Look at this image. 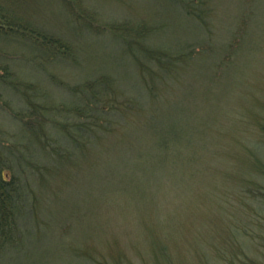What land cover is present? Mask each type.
Instances as JSON below:
<instances>
[{"label":"rangeland","instance_id":"1","mask_svg":"<svg viewBox=\"0 0 264 264\" xmlns=\"http://www.w3.org/2000/svg\"><path fill=\"white\" fill-rule=\"evenodd\" d=\"M244 1L206 0L207 7L204 8L208 11L213 9L210 15L224 22L233 18L240 20L243 17ZM1 2L6 4L11 13H18L31 24L68 41L70 49L73 48V57L66 58V55L59 53L53 59L40 63L38 60L42 58L36 54V49L39 50L36 45L23 44L14 33L0 34V177L10 181L13 180V174L17 176L12 181L20 190L17 203L21 209L26 208L24 221H17L16 239L21 238L26 222L32 225V235L28 237L23 233L25 236H22L20 248L11 251L7 247L1 252L3 256L0 255V264H240L242 256L249 261L264 259L262 247L255 244L256 241L241 236L232 224V215L235 213L249 216L250 212L255 216L256 208L263 206L250 197L245 196L243 199L240 196L239 189H244L246 182L234 178L232 169L236 164L238 174H241L243 163L236 162V158L248 156L246 150H239L237 142L229 134L234 129L238 135L234 137L239 143H242L244 136L250 135L259 140L264 152V128L261 126L264 120V33H261L264 32V0L255 1L259 7V18L262 17V26L258 27L262 28L259 37L253 41L248 40L247 49L243 52H233L236 56L226 55V59L232 58L233 64L223 69L225 73H220L218 66L213 69L212 62L207 61L208 57L202 54L197 62L189 60V53H195L193 48L207 47L208 43L200 38L201 41L189 46L194 36L192 22L188 20L189 17H183L178 4L170 0ZM252 8L255 13L256 6ZM142 18L146 25L153 24V32L147 34V39L154 47H168V50H174L173 53L179 47L190 48L189 53L179 57L184 63L174 70L169 69V77H178L184 84L162 81L161 85L167 84V92L163 93L162 101L156 99L161 107L169 110V118L177 112L175 102L178 95L179 101L185 99L181 103L183 120L186 119L183 125L188 124L192 132L194 129H202L203 132H194L190 144H176L171 139L167 148H160L159 143L152 145V136H148V144L133 152L141 153L145 159L132 161L136 164L135 170L142 166L136 176L133 177L126 170L116 171L121 179L109 182L110 178H107L104 183L99 179L102 178V170L97 169V166L92 168L95 161L101 160V157L107 160L131 156V152L122 149H132L135 145L130 140L113 144V141H106L101 152L100 147L96 150L88 146L85 140H90L92 146L93 137H88L84 130L74 135L82 138L80 141L84 142L85 150H92L91 154L84 153L75 158L76 153H67L66 149L72 147L65 148L69 143L63 135L65 127L81 123L83 118L77 115L80 113L77 112V106H83L88 101L76 96L77 93L71 88L100 77L111 81L124 94L130 92L140 96V82L142 84V78H145L148 70L143 67L142 56L120 38L115 39L117 36L114 34L100 30L98 24H90L124 19L136 21ZM243 24L251 31L259 30L253 24L247 26V19ZM214 48L215 58L217 54L225 55L218 39ZM201 74L204 75L199 76ZM234 76L235 82L230 84ZM17 79L32 83L36 87L35 91L41 94V102L55 108L53 113L33 111L29 118V93L16 91ZM190 82L193 92H189ZM145 89L148 91V88ZM63 105L71 107V113L66 117L60 113L64 112L60 109ZM101 105L110 103L101 102ZM211 106L215 112L209 114ZM229 108L234 110L233 113L227 112ZM235 109L243 111L236 114L237 121L233 129L229 125V131L219 130L211 116H235ZM88 112V115L98 116L100 120L110 118L95 109ZM126 117L128 119L127 114L119 117L124 127ZM59 120L63 122L59 128L57 124H51L53 127L43 124ZM86 120L91 125L95 123L91 115ZM122 130L125 131L123 128L118 132ZM45 131L53 136L49 139L51 142L45 139ZM110 138L104 137L105 140ZM31 141L33 145L40 142L38 146L47 147L45 152L41 150L39 159H33L41 163H27L35 173L28 170L21 172L19 169L10 172L8 163L15 161L16 150L23 145L25 157L31 159L30 151L33 147L28 145ZM38 146L35 147L37 150ZM247 153L254 158H248L253 165L257 156L251 151ZM144 163L147 165L144 166ZM81 164L87 167L82 169ZM142 174L144 178L140 180ZM250 176L252 178L249 181H253L255 175ZM75 180L77 184L86 181L87 192L100 195L93 199L94 206H98L99 210L93 219L79 222L70 214L78 215L76 208H69L70 198L75 201V196H70ZM31 214L35 217L34 221L28 220ZM106 216L108 222L103 221ZM16 217L19 218L18 215ZM53 217L56 218L55 222L58 221L53 223L54 227L50 224ZM59 220H65L64 225ZM75 220L77 223H74ZM251 222L254 225V220ZM68 224L71 225L69 233ZM38 226L44 233L42 237ZM76 249H79L80 254L84 251L90 253L96 262L89 258L86 261L89 263H84L78 259L80 256L72 261Z\"/></svg>","mask_w":264,"mask_h":264},{"label":"trees","instance_id":"2","mask_svg":"<svg viewBox=\"0 0 264 264\" xmlns=\"http://www.w3.org/2000/svg\"><path fill=\"white\" fill-rule=\"evenodd\" d=\"M172 3L178 4V7H180V12L183 13V17H189L188 19L190 22H192V34H194L193 39L189 42V46H191V43L195 45L196 42L201 41L200 38H202L205 42L208 43L207 47H201L200 49H195V53L191 54L189 53L188 49H185L183 47L177 48V52L173 53L174 50H168V47L163 48L159 46H153V43L150 42L147 39V34L149 32H153V24L150 26L146 25L144 22V19H138L136 21H133L132 19H126L118 22H103V23H96V24H90V25H97L99 26L100 30H104L106 32H110L114 34L117 37H114L115 39L120 38L123 40L124 43L129 44L130 49L133 51L135 50L138 52L143 59V67H147L148 70L146 71L145 78H142V84L141 85V95L135 96L134 94L129 92V94H124V92L121 89H118L112 85L111 81H107L106 78H98L96 80H87L84 81L81 85H75L72 86V90L77 93L76 96L83 97L84 99H87L88 101L84 102V105L77 106V112H80L79 118H83L81 123H77L78 125L65 127L66 132L63 133L64 137L68 140L69 143L65 145V148L72 147L70 149H66L67 153H76L77 156L75 158L81 157L84 153V155L91 154L92 150L88 149L85 150L84 144H82L83 141L81 137L75 136L79 133H82V131H86L87 136H92V146L90 143V140L87 141V144L90 148L99 149L101 148V152L104 148L106 141H113V143H119L122 141L130 140L129 142L133 143L135 145L132 149H122L126 152H131V156L126 157H120L116 159H107L103 160L101 157V160L95 161L93 164V167L97 166V169L102 170V178H99L101 180L105 181L107 178H110L109 182H116L117 180L121 179L120 174L116 171L126 170L130 171L131 175L133 177L136 176V173L138 170L142 167L141 165L137 170L134 169L136 164H133L134 159H144V157L141 155V153L138 152V154H133L136 150L139 148H144L150 140L151 144H157L161 146L160 148H164L169 145L171 139H174L176 141V144L183 145L184 142L190 144L193 140V133L195 134H201L203 132L202 129H194L192 132V128L189 130V125L185 124L183 125V122L186 120H183V110L181 103L185 101V99H182L179 101V95L176 99V105L175 109H177V112L173 115L171 118H175V120L171 121L169 110H166V108L163 106L161 107L159 101L156 99H160L162 101L163 93L165 91L167 92V87L165 85H161L162 81L169 82L172 81L173 83L177 82L179 84H184V81L178 77H169V69L174 70V68L178 65H181L184 63V60H179L180 56L185 53H189V60H194L197 62L198 59L201 58L200 54H202L203 57L207 58V61L212 62L213 69H216L215 66H218L220 68V73H225V70L229 64H233V60L226 59V55L228 57L230 55L236 56L239 52H243L245 49H247L246 43L248 40L253 41L255 38H258V34H260V30L262 24V17L259 15V10L257 7V4L255 1L257 0H245L244 4L242 5L244 7L243 11V17L240 20L229 19V21L220 20L219 18L215 16L210 15V11L213 9H205L204 6L207 7L206 0H170ZM252 6H256L257 11L253 13ZM252 8L250 11L248 9ZM254 14V15H253ZM240 15V14H239ZM242 15V14H241ZM239 17V16H238ZM247 19L248 25L253 24L255 25L259 30L251 31L250 28L244 27L243 22ZM258 19L260 22H258ZM235 22V24L233 23ZM237 22V23H236ZM234 24V25H232ZM229 28V29H228ZM10 33H14V36L20 40L23 44H31L36 45L35 47L39 48V50L36 49V54L40 55V58L38 62L42 63L44 60L45 62L53 59L56 57L59 53L66 55V58H72L73 53L71 52L73 48L70 49V43L63 38H61L59 35L48 32L42 28H39L38 26H35L34 24H31L26 18H24L22 15H19L18 13H11L10 10L6 7V4L0 3V34L8 35ZM264 33V32H261ZM223 38V40H221ZM221 43L223 46V54L225 55H216V58L214 56V50L216 45V40ZM140 44V45H138ZM29 46V45H28ZM239 50L238 53H236ZM235 52L236 54H234ZM35 54V53H34ZM35 54V56H36ZM191 55V56H190ZM225 56V57H224ZM35 58V57H34ZM171 58V59H168ZM139 59V58H138ZM43 61V62H44ZM140 61V60H139ZM155 67V69H153ZM215 67V68H214ZM139 69V68H138ZM204 74H201L199 76H202ZM236 79V76L233 77L230 84H234ZM191 82L189 83V92H193L191 88ZM148 88V91L145 89ZM15 89L18 92H27V96L30 98L29 102H27V107L30 108L31 113L34 112L42 113H53V110L55 108H51L48 105H45L41 102V94H39L38 91H35L36 87L30 82L18 80L15 85ZM119 91H117V90ZM191 89V90H190ZM146 92V93H145ZM188 100H189V93H187ZM82 98V99H83ZM205 99V98H203ZM96 100V103L95 101ZM101 102H109L110 105H101ZM136 107L135 109H133ZM208 107V106H207ZM218 107V106H217ZM60 109H63L64 112H60L63 116H67L70 112V105H63ZM93 109L98 110L102 114L109 115L110 118L100 120L98 116H94L93 114H90L92 117L95 118V123L91 125L89 121L86 119L88 118V111H92ZM219 109V108H218ZM88 110V111H87ZM109 110V111H108ZM132 110H136L134 113H130ZM153 110L154 112H150ZM236 110V109H235ZM56 110V112H58ZM108 111V112H106ZM233 109L229 108L227 112L233 113ZM239 111H243V109H239L235 111V116H230L227 114V116L217 117L211 116L214 119V122L217 124V127L220 128L219 130H222L223 132H227L230 130L229 125H231V128L233 129V124L237 121L236 114ZM55 112V113H56ZM215 112V108L212 106L210 107L209 114H212ZM124 114H127V117L125 118V124L126 127H124V123L120 121L121 116ZM45 115V114H43ZM48 117V115H45ZM62 117V116H61ZM248 118V117H247ZM34 119V118H32ZM31 119V121H32ZM50 120V119H47ZM183 120V121H182ZM230 120V121H228ZM49 122V123H48ZM48 125L49 127H53L51 124H57V127L59 128L60 124L63 122L59 120L55 123H50V121L44 122L43 124ZM181 124V125H180ZM127 126H133L127 127ZM191 126V125H190ZM261 126L264 128V120L261 121ZM139 128H141L142 131H140ZM125 129V131L118 132L120 129ZM44 129V128H43ZM244 130V129H243ZM137 131V132H136ZM234 131V134H233ZM229 131V134L231 137L234 138L235 143L239 150L244 149L247 152L251 151V153L256 157L254 164L252 165L250 160H253L249 153L245 152L248 156L243 157L239 159L236 158V162L241 161L243 163V169L241 170V174H238V169L236 164L234 165V168L232 169V172L234 173V178H240L244 179L246 184L244 185V189L240 190V196L244 199V197H250L253 200L257 202V204L263 206L262 208H256V212L254 213L255 216H253L252 213L249 212V216L245 213H239L238 215H232V224L235 226L237 231H239L240 235L245 238H250L252 241H256L255 244H258L262 247V254L264 256V212L262 209H264V152L262 151V146L258 142L259 140L253 139L250 135L244 136L242 140V143H239L237 139L234 137L237 134H235V130L233 129ZM70 132H73V134L70 135ZM86 135H83V137ZM112 137L108 140H105L104 137ZM148 136H152V138L146 142L149 138ZM53 137L50 133L45 131V139L51 142L49 139ZM89 137V136H88ZM103 137V138H102ZM79 141V142H76ZM84 143V142H83ZM101 143V145H99ZM263 143V142H262ZM39 143H32L29 142L28 145L31 147V159L29 157H25V152L22 147H25L24 145L20 147L18 150H16V159L11 164L8 163L7 168H9L10 172L14 173V169H19L21 172H26L27 170L34 174L35 170L29 169L30 165L27 164L29 162L34 164H39L42 161H38L39 163H36L33 159H37L41 153V150L44 152L46 151V146H38ZM57 144V143H56ZM258 144V148L256 149V145ZM264 144V143H263ZM39 147L37 150L35 147ZM22 148V149H21ZM241 148V149H240ZM21 149V150H20ZM26 150V149H25ZM100 151V150H99ZM39 159V158H38ZM145 160V159H144ZM231 158V163L232 162ZM250 161V162H249ZM205 162V161H203ZM207 164V163H205ZM147 163H144V166H146ZM208 165V164H207ZM82 169H84V164H81ZM251 171V172H250ZM20 172V173H21ZM247 173V174H246ZM251 174L255 175V179L253 181H249V179L252 178L250 176ZM18 175V174H17ZM16 175H12V179L10 181H5L3 177H0V255L3 256L4 249L7 247H10L9 250H13L15 248H20L21 245V239L22 236L24 237L27 235L28 237L31 236V223L26 222L24 225V230L21 234V238L16 239V226L18 220L24 221V215L26 210V206H23L25 209H21L20 205L17 203L19 196V188L15 186L14 178H16ZM28 178V175L26 176ZM119 178V179H117ZM144 176L142 174V177L140 180H143ZM20 179V177H19ZM93 179V178H92ZM13 181V182H12ZM77 180L74 181L73 187L70 191V196H75V201L70 198L69 201V208L70 206L72 209L78 210V215L76 213L70 212V214L74 217L79 219V222H82L85 219H93L98 214V206H94L93 199L95 197H100V195L92 194L87 192L85 181L84 183L80 182V184L76 183ZM30 186V185H29ZM81 186V187H79ZM32 187V186H31ZM24 188H27L24 186ZM33 188V187H32ZM30 189V188H27ZM81 190V192L79 190ZM19 190V191H18ZM35 190V189H33ZM76 190V191H75ZM107 192L108 189H107ZM87 193V194H86ZM135 194L134 196H136ZM86 207V208H85ZM71 209V208H70ZM28 211V210H27ZM18 215L19 218L16 217ZM62 215L65 217V213L62 212ZM252 215V217H250ZM231 216V214H230ZM238 216V218H236ZM236 219H235V218ZM26 219V218H25ZM33 220L35 217L31 214L30 217L28 216V220ZM27 220V219H26ZM56 218L53 217L52 221L50 222L51 226L54 227ZM67 220V217L66 219ZM65 220H59L62 221L61 224L64 225ZM77 220L74 221V223H77ZM254 220V225H252V222ZM103 221L108 222L107 216L104 217ZM72 223V221L70 222ZM24 224V223H23ZM70 224H68L67 227V233L70 232ZM106 226H104V229H106ZM240 230H239V229ZM99 229H103L99 227ZM27 230V231H26ZM38 230L40 231V236H44V233L41 231V229L38 226ZM29 233V235H28ZM64 233V232H63ZM237 233V232H236ZM238 233V234H239ZM31 239V238H30ZM79 249L74 250L75 255H73L72 261H76L75 258L81 259L84 261V263H89L86 261H94V257H91V254L84 251L82 254L78 253ZM2 252V253H1ZM241 259L242 262L240 264H258L256 262H261L264 264V259L257 260L253 259L252 261H249L248 258ZM256 261V262H255ZM95 264H100V262H96Z\"/></svg>","mask_w":264,"mask_h":264}]
</instances>
